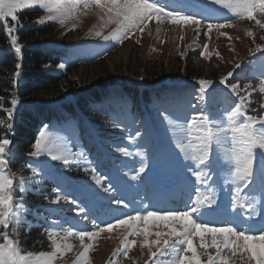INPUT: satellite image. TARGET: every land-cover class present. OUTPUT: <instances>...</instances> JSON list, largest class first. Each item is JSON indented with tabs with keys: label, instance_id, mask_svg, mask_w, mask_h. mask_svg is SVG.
I'll use <instances>...</instances> for the list:
<instances>
[{
	"label": "snow or ice",
	"instance_id": "6c2138e0",
	"mask_svg": "<svg viewBox=\"0 0 264 264\" xmlns=\"http://www.w3.org/2000/svg\"><path fill=\"white\" fill-rule=\"evenodd\" d=\"M207 2L214 9L227 10L231 16L226 15L215 22L209 19L206 35L216 29L221 36H227L220 30L236 27L233 18L254 21L258 29L264 30V0ZM35 9L44 13L35 21L36 24L54 22L63 27L71 23L72 30L81 17L95 15L98 22L87 35L116 45L123 44L137 33L143 34L152 21L157 25L164 21L191 24L199 36L205 19L185 12L182 7L169 4L167 0H0V26L5 30L9 48L17 57L21 56L25 47L18 36L19 31L25 28L20 14ZM245 32L255 44L249 49V55L256 57L259 53V70L252 74V79L258 80L257 84L249 82L242 86L238 80L232 82L235 70L242 66L236 62L232 71L222 75L218 81L228 93L224 107H216L215 82L207 78L196 80L198 90L195 93L164 101L158 99L159 103L167 104L169 108L183 106L179 115H174L169 108L160 110L159 114L182 158L185 183L190 185L189 201L185 202L184 209H132L109 221L97 223L92 219L90 229L80 230L73 226L65 228L59 221H54L53 226L45 229L50 247L41 251L23 247L30 232V209L25 197L33 188L41 191L37 177H42L47 165L41 163L36 166L29 162L20 166L19 173L11 167L17 150L15 117L20 105L15 89L19 86L22 68L21 63H16L12 77L13 91L7 93L10 98L6 101L5 96L0 95V112L4 114V118H0V264H60L63 257L73 251V240L79 241L81 249L75 255L73 264H91L90 252L94 250L97 239L102 233L111 234L114 230L119 232V246L113 251L108 264H120L119 258H129L130 251L137 246L142 254L144 250L147 252L143 264H264V43H256L251 29H245ZM148 34L151 35V31ZM259 39L264 41V35ZM214 54L220 57L218 51ZM180 55L183 57L184 53ZM198 55L209 60L213 53L205 44ZM58 67L65 69L66 64L60 63ZM253 93L259 94L257 107H253ZM141 136V131L137 129L134 136L128 139L135 141ZM30 147L27 156L32 158L46 157L65 166H79L83 160L82 170L91 183L84 185L82 195L99 197L103 193L107 194L103 198L109 206L131 207L122 196L116 195V185L123 178L100 171L83 151L73 152L68 137L49 125L39 130ZM117 151L125 157L133 156V152L126 147H119ZM135 155L144 157L139 148ZM24 169L30 175H24ZM147 169L146 158H142L139 168L133 174L125 172L124 176L131 181H140ZM213 175L220 176L225 185H231L228 211L234 219L221 225L204 219L218 211V207H214L217 205L215 182L210 183ZM52 192L54 199L44 197L50 204L59 205L63 201L75 206L68 210H75L76 215L85 221L89 219L85 207L75 196H70L59 185ZM132 264L136 261L133 260Z\"/></svg>",
	"mask_w": 264,
	"mask_h": 264
},
{
	"label": "rangeland",
	"instance_id": "374dc122",
	"mask_svg": "<svg viewBox=\"0 0 264 264\" xmlns=\"http://www.w3.org/2000/svg\"><path fill=\"white\" fill-rule=\"evenodd\" d=\"M167 2L182 7L185 12L197 14L198 18L205 17L199 36L194 31L195 26L191 24H171L164 21L157 25L155 21H152L143 34L137 33L134 37L125 40L123 44L116 45L87 35L89 29L98 22L92 14L81 17L74 30L71 29V23L63 27L54 22H47L44 25L36 24L38 28L48 30L50 43H62L61 47L68 46L62 62L66 64V68L50 66L46 67L48 71L57 76L67 73L72 75L70 77L73 81H83L87 84H91L99 77L122 75L125 79L120 77V81L140 87V90L144 89L143 87L148 88L149 96L141 99V105L136 111H133L130 106H125L118 112L119 126L105 129L119 135L118 138L111 137L115 140L109 138V141L103 142L102 139L90 133L93 131L81 130L77 123L73 125L74 129H70V124L62 127L55 126L53 123L49 124L51 129L68 137L73 152L83 151L87 159L98 166L100 171L123 178L116 185V195L122 196L130 204L129 209L117 208L115 205L109 206L103 198L107 194L101 193L99 197H86L81 194L84 185L91 183L88 175L82 170L83 160L79 166L75 164L65 166L62 162L51 161L46 157L32 158L27 155L25 163L13 160L12 170L18 173L21 172L20 166L29 162L36 166H40L41 163L47 165L42 177H37L40 180L38 187L41 191L38 192L33 188L26 193V203L30 209L28 215L30 232L23 245L25 249L48 250L50 242L46 238L45 229L53 226L54 221H59L65 228L73 226L80 230L90 229L92 219L101 223L132 209L143 210L147 207V210H183L185 202L189 201L190 185L185 183L182 158L175 149L168 127L159 114L160 110L169 106L159 103L158 99L164 101L195 93L198 90L196 80L207 78L215 82L213 88L216 89L218 101L216 107H224L228 93L218 81L222 75L232 71L236 62H240L242 66L235 70V79L232 82L238 80L242 86L249 82L254 85L258 83V80L252 79V74L259 70V53L256 57L249 55V49L254 48L255 44L253 38L247 36L245 32V29H251L255 34L256 43H264L259 39L261 35H264V30L258 29L254 21L233 18L236 27L220 30L227 33V36H221L216 29L206 35L209 19L215 22L231 14L219 7L214 9L207 0H167ZM24 12L31 14L30 19L34 14L31 22H35L44 15L39 9ZM149 31L151 35L148 34ZM205 44L208 45V51L213 53L209 60L198 55ZM189 45L192 47L190 48ZM5 51L4 47H0V58ZM216 51L220 53L219 58L214 54ZM181 53H184L183 57ZM158 75L162 76L154 83L146 79ZM141 77L143 79H140ZM115 88H120V85ZM69 95L70 93H67V96ZM253 97L255 98L253 107H257L260 103L259 94L253 93ZM111 106L118 109L120 104L112 102ZM182 107L169 108V111L179 115ZM257 111L260 110L257 108ZM112 115L114 116L115 113L112 112ZM137 129L141 131L142 136L135 141H129L128 137L134 136ZM119 147L128 148L133 152V156H123L117 151ZM138 148L144 153V157L135 155ZM142 158H146L148 169L143 174L142 180L131 181L124 176V173L133 174L134 170L139 168ZM78 167L79 170H77ZM24 175H30V172L24 169ZM212 181L215 182L214 187L217 192V205L214 207H218V211L213 213H222L223 218L222 221H215L209 217L213 215L211 213L204 219L215 225H221L229 222L230 218H234L228 211L231 185H225L218 175H213L210 183ZM57 185L81 202V206L85 207L89 217L87 221L77 216L75 210H68L74 209L75 206L65 204L63 201L59 205L50 204L49 200L44 199L45 196L54 199L52 189ZM192 195L194 196V192ZM119 240L118 231L114 230L111 234L102 233L95 242L94 250L90 252L91 264H108L113 251L119 246ZM71 242L74 244V249L63 257L60 264H73L75 255L81 251L78 240ZM146 255V250L142 254L137 246L130 251L129 258H119L120 264H132L133 260L136 264H143Z\"/></svg>",
	"mask_w": 264,
	"mask_h": 264
},
{
	"label": "trees",
	"instance_id": "16d2710c",
	"mask_svg": "<svg viewBox=\"0 0 264 264\" xmlns=\"http://www.w3.org/2000/svg\"><path fill=\"white\" fill-rule=\"evenodd\" d=\"M20 15L25 24V28L18 33L20 43L25 45L20 57L9 48L5 30L0 26V47L6 49L0 58V95H4L6 101L10 98L7 93L13 91L15 64H22L19 86L15 89L20 100L15 117V160L25 163L27 152L31 151L30 144L39 130L52 123L59 127L70 124V129H74L73 125L77 123L81 130L93 131L90 133L103 142L115 140L111 137L118 138L119 135L114 134L115 132L105 129L118 124V112L123 107L130 106L136 111L141 105V99L149 96V89L143 87L144 89L140 90V87L120 81V77L125 79L122 75L99 77L87 84L83 81H73L70 77L72 75L67 73L57 76L48 71L46 67H56L63 62L68 46L61 47L62 43H50L48 30L40 29L34 21L31 22L34 14L31 19L28 12ZM161 76L146 79L154 83ZM119 85L120 88H115ZM67 93L70 95L67 96ZM112 102L119 103L120 107L114 109ZM112 112L115 113L114 116ZM0 118H4L2 112Z\"/></svg>",
	"mask_w": 264,
	"mask_h": 264
}]
</instances>
